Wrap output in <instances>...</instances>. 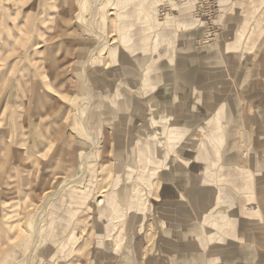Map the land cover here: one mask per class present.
I'll return each mask as SVG.
<instances>
[{
  "label": "rangeland",
  "instance_id": "rangeland-1",
  "mask_svg": "<svg viewBox=\"0 0 264 264\" xmlns=\"http://www.w3.org/2000/svg\"><path fill=\"white\" fill-rule=\"evenodd\" d=\"M199 179L219 242L171 260L160 219L197 222ZM91 213L109 245L55 242ZM216 263L264 264V0H0V264Z\"/></svg>",
  "mask_w": 264,
  "mask_h": 264
},
{
  "label": "crops",
  "instance_id": "crops-1",
  "mask_svg": "<svg viewBox=\"0 0 264 264\" xmlns=\"http://www.w3.org/2000/svg\"><path fill=\"white\" fill-rule=\"evenodd\" d=\"M206 62L204 70L202 72L198 73V80L193 81L192 83L201 84L197 86L196 90L201 91L203 89H199L201 86H206L205 83H221L222 80L219 79L217 76H212L209 72V68L212 66L213 63H209V61L203 60ZM178 68H184V67H190L187 63H178ZM174 68V65H173ZM207 77V78H206ZM180 78V77H179ZM182 81L179 82V84L184 85L186 82L192 81L193 79L190 78L188 75L185 74L184 77H182ZM189 79V80H188ZM195 90V87H194ZM201 93V92H200ZM202 94V93H201ZM204 98L205 95H203ZM64 158V157H63ZM239 156H224L220 159L215 157L214 162L215 163H221L226 166V169H229V171H226L227 174H238V170L241 168L239 163ZM208 157H206V163L208 162ZM111 162V161H110ZM113 162V161H112ZM111 162V163H112ZM205 162V161H203ZM64 167V165H63ZM181 167H183L181 165ZM64 169V168H63ZM189 174L192 176L193 174H199L198 177L200 179H205L202 174L198 173L197 171H188ZM196 172V173H195ZM171 174V173H170ZM169 173L164 172V176L169 178L171 175ZM62 176V175H58ZM190 178V176H189ZM198 179V178H196ZM199 179L198 185H190L187 188V191L184 192L185 197L189 200V205L192 206L191 211L195 214V218L197 221L196 223L193 222V218H186L181 217L178 215V213H172V212H163V217L160 219V221L163 223L162 228L160 231L162 234V243H164L165 246L169 245L168 250H165V253H162L166 256V258H170L173 260V258H191V257H197L199 256V248L198 242H204L207 243V247L210 246L213 243L219 242L218 239H211V236H209L202 228V224L200 225L201 221L205 219V215L209 214V212L215 208V205L217 204V197L219 189L218 187L211 183L204 184ZM207 179V178H206ZM234 179V178H233ZM238 183L241 184L240 180H233L230 187H229V197L237 198V191L241 190V185H238ZM235 184L236 186H231ZM244 184V183H243ZM244 187V186H243ZM198 188V189H196ZM190 190V191H188ZM198 190V193L196 192ZM202 194L204 195V199H202ZM103 195L99 194L98 197L100 198V202ZM228 198V197H227ZM242 202V201H240ZM92 207L95 209L93 210L94 213L98 211L97 205L91 204L89 205V208ZM108 204H104L101 209L103 211H108ZM205 207V208H202ZM176 208V207H175ZM91 210V209H90ZM178 210H182V208H178ZM223 213V212H219ZM241 217V216H240ZM239 216L235 217V220H237ZM242 218V217H241ZM127 221V220H126ZM125 222V220H124ZM129 223V221H128ZM62 225V224H61ZM129 225V224H128ZM127 227V225H125ZM112 227H115V221L106 218V219H100L99 216L94 215L93 213L90 214L88 219H81V220H74L72 218H67L63 220V235L59 236V239L55 242L57 243H67V244H107L109 245L110 242V235L112 231ZM188 234L184 232V230L188 229ZM111 229V230H110ZM158 235V240L161 239V236ZM193 235V236H192ZM193 237V238H192ZM148 238V237H147ZM148 243V239L146 240ZM230 241H227L229 243ZM237 244H235L236 247ZM210 252H212L211 248H208ZM225 247H219L218 250H224ZM216 251V250H215ZM255 252V251H253ZM252 252V253H253ZM173 256V258L171 257ZM87 256V255H86ZM81 257H85V253L82 254ZM255 257V258H254ZM79 257H77L78 259ZM252 258L256 259V256H252ZM217 264V263H216Z\"/></svg>",
  "mask_w": 264,
  "mask_h": 264
},
{
  "label": "bare ground",
  "instance_id": "bare-ground-1",
  "mask_svg": "<svg viewBox=\"0 0 264 264\" xmlns=\"http://www.w3.org/2000/svg\"><path fill=\"white\" fill-rule=\"evenodd\" d=\"M89 24L92 26V23L89 22ZM80 114V113H79ZM87 132L92 135V132L90 129L86 128ZM47 193H50V191H47ZM54 196V193H50L48 195L49 198L53 197ZM33 236H34V239H36L38 237V226H35L34 225V229H33ZM36 242V241H35Z\"/></svg>",
  "mask_w": 264,
  "mask_h": 264
}]
</instances>
